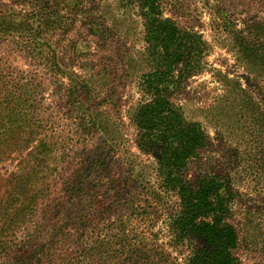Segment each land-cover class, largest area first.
<instances>
[{
  "label": "trees",
  "instance_id": "1",
  "mask_svg": "<svg viewBox=\"0 0 264 264\" xmlns=\"http://www.w3.org/2000/svg\"><path fill=\"white\" fill-rule=\"evenodd\" d=\"M71 1L75 8L78 0ZM132 1L141 11L147 61L138 85L149 98L129 118L136 148L153 154L155 178L176 197L167 233L172 241L196 242L185 264H237L224 181L187 170L208 135L170 100L181 80L202 68L204 43L163 16L162 0ZM226 1L210 5L211 29L244 71V105L256 104L264 122V0ZM61 2L68 4L0 0V163L16 154L14 170L0 173V264H167L137 225L150 221L151 195L145 204L142 194L125 189L135 154L115 142L119 124L103 108L113 88L108 74L88 48L53 45V34L74 24ZM93 18L88 33L96 35ZM70 53L78 65L67 61ZM10 54L32 68L14 66ZM114 157L123 159L129 180L101 173Z\"/></svg>",
  "mask_w": 264,
  "mask_h": 264
},
{
  "label": "rangeland",
  "instance_id": "2",
  "mask_svg": "<svg viewBox=\"0 0 264 264\" xmlns=\"http://www.w3.org/2000/svg\"><path fill=\"white\" fill-rule=\"evenodd\" d=\"M213 1L216 0L161 1L163 16L178 28L200 35L205 51L202 68L182 79L179 87L170 94V100L186 121L199 123L208 135V145L191 157L187 170L190 175L208 173L224 181L228 219L238 234L233 250L237 264H264V122L256 104L244 105L247 97V92L242 90L246 82L244 71L236 65L233 54L217 42L216 32L211 29L209 7ZM65 3L68 4L64 6L61 2L60 8L64 7L63 11L74 15V24L63 33H54L53 45L60 47L65 42L69 46L75 45L72 51L88 48L93 53V60H97L100 69L104 68L102 74H108L113 87L103 108L119 124L120 132L115 136V142L120 144V149L126 148L135 154L130 158L134 167L129 170L133 181L127 176L123 159L115 163L114 157L101 173L110 169L111 173L117 171L120 177H126L129 180L126 192L132 196L142 194L140 199L145 204H149L151 195V206L145 205L150 221L133 222L150 232L167 264H185L196 242L170 239L167 224L177 209L175 194L162 187L155 178L153 154L142 153L136 148L137 130L129 118L134 108L149 98V92L138 85L139 75L147 67L140 8L132 0H78L75 8H71V0H65ZM233 9L240 8L233 5ZM93 16L96 35L88 33ZM10 58L14 66L32 68L15 54H10ZM70 59L67 61L78 65L75 54H71ZM224 87L227 92L222 91ZM250 88L253 90V85ZM255 94L256 90L252 96L257 101ZM75 157L70 151L69 171L76 165ZM15 163L16 154H13L0 163V173L7 175L14 170Z\"/></svg>",
  "mask_w": 264,
  "mask_h": 264
}]
</instances>
